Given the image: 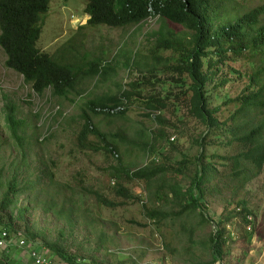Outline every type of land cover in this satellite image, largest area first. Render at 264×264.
Here are the masks:
<instances>
[{"label": "trees", "instance_id": "1", "mask_svg": "<svg viewBox=\"0 0 264 264\" xmlns=\"http://www.w3.org/2000/svg\"><path fill=\"white\" fill-rule=\"evenodd\" d=\"M49 2L0 0L3 64L21 74L38 96L49 90L54 96L67 97L83 80L91 81V90L98 82H109L117 74L114 56L103 63L96 59L82 69L78 62L79 51L76 46L68 45L70 42L52 54L39 50L37 41ZM226 2L232 0H86L84 12L88 16V26L122 28L138 25L147 18H156L159 23L149 34L147 52L135 46L119 53L124 58L127 75L138 77L141 74V77L125 85L118 84L116 91L90 94L77 115L80 125L73 141L77 151L102 154L106 159L115 160L104 172L107 188L88 186L79 180L74 185L58 184L52 170L55 164L49 165L37 152L36 160L40 165L37 186H41L43 180L46 186L40 188L42 194L35 197V201L44 213L64 221L69 232L62 228L55 240L41 237L42 242H36L34 235L29 238L16 229L8 230L15 218L22 217V209L16 206L18 197L33 190L31 183L20 179V170L26 165L31 145H36L39 139L26 141L25 122L16 118V106L5 98L3 121L20 159L14 160L8 168L0 166V211L12 209L8 222L0 221V232L6 230L8 234L7 244L1 249L15 246L25 254L26 247L18 244L22 238L27 246L48 254L53 252L51 255L56 260L89 264L83 254L71 250L76 241L75 226L96 221L99 224L100 208L114 210L130 203L137 198L130 185L139 184L144 191V201H139L143 214L159 228L157 237H163L164 249L168 250V245L177 241L190 261L198 259L200 254L193 252L196 249L211 257L210 264L222 258L226 224L237 216L248 222V209L245 200L240 199V213L232 214L231 210L227 211L228 203L216 229L204 240H198L199 230L211 221L203 211L202 198L228 187L236 190L264 173V7L260 5L233 14L226 11ZM237 63L248 66L245 76L235 66ZM222 67L236 74L242 86L240 93L226 100L225 107H232L228 112L223 109L229 108L211 107L206 95V83L213 76L218 77L220 86L228 82ZM158 73L169 74L176 81L178 91L174 96L169 97L171 92L167 96L146 92L164 82L157 78ZM178 107L205 126L204 134L192 141L199 148L194 162L186 156L178 162L165 155V162L155 158L156 152L165 148L166 130L174 127L165 112L171 114ZM135 108L144 110L141 116L150 123L136 130L142 144L119 131L103 132L93 121V116L121 120ZM212 136H215L214 141H210ZM117 143L140 148L149 160L141 167L129 169L121 161ZM207 147H214L215 151H207ZM219 150L222 151L217 152ZM6 171L8 177L4 179ZM88 198L91 203L86 200ZM93 203L95 210L91 208ZM89 211H93L96 218L90 216L93 212L89 215ZM105 228L100 224L94 232L93 239L99 247L115 241ZM13 236L17 239H12ZM106 253L110 257L113 255L108 249ZM112 261V264L121 263ZM90 263L103 264L95 260ZM0 264H5L4 260L0 259Z\"/></svg>", "mask_w": 264, "mask_h": 264}, {"label": "rangeland", "instance_id": "2", "mask_svg": "<svg viewBox=\"0 0 264 264\" xmlns=\"http://www.w3.org/2000/svg\"><path fill=\"white\" fill-rule=\"evenodd\" d=\"M85 4L86 0H50L37 47L42 52L52 54L61 45L70 42L68 45L76 46L79 51L78 62L82 69H86V64L96 59L103 63L114 56L113 63L117 64V74L109 82H98L91 90V81L83 80L77 84L73 92L64 98L52 95L49 90L45 91L42 96H38L24 82L20 74L3 64L5 57L0 49V166L8 168L14 160L17 162L20 159L3 121L2 107L5 98H7L6 101L11 102L13 107L16 106V118L25 122V133L23 134L26 141L39 139L36 145H31L26 165L20 170V179L31 183L30 185L34 186L33 190L26 191L18 197L16 206L22 209V217L15 218L8 230L16 229L29 238L34 235L36 242H42L41 237L55 240L62 228L65 232H69L70 229L64 221L57 219L53 214L44 213L41 206L37 204V200L35 201V197L42 194L40 188L46 186V180H43L41 186H37L36 179L40 165L36 160V153L40 152L49 165L55 164L52 170L58 184L72 183L74 185L79 180L88 186L107 188L108 179L104 172H107L109 165H114L115 160L106 159L102 154L77 151L73 143L80 125V118H77V115L80 113L81 105L90 94L100 95L110 90L116 91L118 84L125 85L126 82L141 77V74L138 77L127 75V70L123 66L124 58L120 57L119 53L121 50L135 46H138L142 52H147L150 46L147 42L149 34L159 26L156 18H147L138 25L122 28H111L106 25L88 26L86 25L88 16L84 12ZM260 5L264 7V0H232V2H226L225 9L234 14V12L242 13ZM235 66L245 76V68L248 66L244 63L243 65L237 63ZM222 70L228 82L220 86L217 83L219 82L218 77L213 76L212 80L206 83V95L211 107L229 108L223 109L228 112L232 110V107H225L226 100L240 93L242 86L239 85L236 74L229 72L226 67H222ZM157 78L164 81L162 85L157 84L153 90H146V92L148 94L153 92L156 96H167L171 92L169 97L174 96L173 93L178 91V87L172 76L158 73ZM243 81H245L244 77ZM142 94L145 96L144 93ZM141 112L144 110L135 108L121 120L93 116V121L103 132L119 131L131 140L135 138L138 144H142L143 140L138 138L136 130L146 128L150 123L141 116ZM165 115L169 116L170 124L174 127L166 130V143L163 142L165 148L157 151L155 158L164 161L166 156L178 162L186 156L194 162L199 148L192 141L201 133L204 134L205 126L188 117L181 107L171 114L165 112ZM44 137L46 139H43ZM214 140L215 136H212L210 141ZM117 147H119L122 163L129 169L141 167L149 160L138 147H127L119 143ZM206 150L215 151V148L207 147ZM7 177L6 171L3 178ZM130 189L137 198H133L130 203L114 210L100 208L97 216L99 224L96 221L92 224L75 226L76 241L71 247L72 252L83 254L89 264H92L90 263L92 260L112 264L111 259L114 260L113 263L120 261V264H198L197 262L210 264L211 257L198 249L193 251L200 254L198 259L190 261L181 243L177 241L171 242L168 250L164 249L163 237H161L162 240L157 237V231L160 234L159 228L145 217L140 206V202L144 201L142 186L133 184L130 185ZM75 197L78 198V194ZM240 199L245 200L248 222H243L242 216H237L226 224L224 253L215 264H264V173H260L236 190L228 187L202 198L203 211L211 221L199 230L198 240H204L216 229L228 203L227 211L231 210L232 214H239L241 207L238 205V200ZM86 200L92 202L90 198ZM91 208L95 210L96 205L93 203ZM11 210L0 211L1 222H8ZM91 212L93 211H89L88 214L90 215ZM15 213L14 210V216ZM90 216L96 218L94 212ZM100 224L106 226L105 231L114 236L115 241L112 244L105 242L99 247L95 243L94 232ZM12 239H17V237L13 236ZM106 248L113 253L111 257L106 253ZM21 250L15 246L9 250L0 248V259L4 260L5 264H31L27 253L24 254ZM52 253L49 252L47 255Z\"/></svg>", "mask_w": 264, "mask_h": 264}, {"label": "built area", "instance_id": "3", "mask_svg": "<svg viewBox=\"0 0 264 264\" xmlns=\"http://www.w3.org/2000/svg\"><path fill=\"white\" fill-rule=\"evenodd\" d=\"M8 234L6 230L0 232V247L4 248L7 244ZM18 244L21 247H26V253L28 257L31 259L32 264H73L69 262H64L62 260H56L52 257V255H47L41 249L32 248L31 246H27L24 239L20 238L18 240ZM77 264V263H74Z\"/></svg>", "mask_w": 264, "mask_h": 264}, {"label": "clouds", "instance_id": "4", "mask_svg": "<svg viewBox=\"0 0 264 264\" xmlns=\"http://www.w3.org/2000/svg\"><path fill=\"white\" fill-rule=\"evenodd\" d=\"M1 49V48H0ZM6 66V65H5ZM7 67V66H6ZM19 74V73H18ZM21 75V74H20ZM22 76V75H21Z\"/></svg>", "mask_w": 264, "mask_h": 264}]
</instances>
